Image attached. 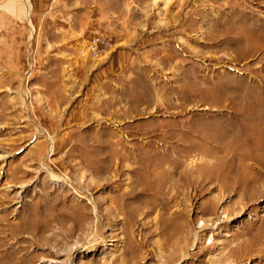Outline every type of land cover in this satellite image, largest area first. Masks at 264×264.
<instances>
[{"label": "rangeland", "instance_id": "1", "mask_svg": "<svg viewBox=\"0 0 264 264\" xmlns=\"http://www.w3.org/2000/svg\"><path fill=\"white\" fill-rule=\"evenodd\" d=\"M28 2L0 8V264H50L93 230L76 264H264V168L246 187L236 163L186 169L264 102V0Z\"/></svg>", "mask_w": 264, "mask_h": 264}, {"label": "bare ground", "instance_id": "2", "mask_svg": "<svg viewBox=\"0 0 264 264\" xmlns=\"http://www.w3.org/2000/svg\"><path fill=\"white\" fill-rule=\"evenodd\" d=\"M0 8H4L6 11H8L10 14L14 16L25 15L27 18L30 12V5H29L28 0H4L3 2L0 3ZM24 97L26 99L25 95ZM246 103L247 104L245 108H243V111L241 113L242 118L240 120V123L245 127L240 132V134L234 135L233 137H231L230 140H227V138L222 139V140L218 139L216 140V145L212 148H207L206 146L201 147L202 152L199 153L200 155L191 156L188 158V162H187L188 168L186 169H189V170L191 168L193 169L192 166H194L199 161L205 160L206 157L209 156L210 158L213 157L217 159L222 164H227V165L232 164V163L233 165L234 163L238 164L239 169H241L242 173L247 176L246 179L242 181L243 187H246V185L249 186L250 183L251 184L252 182L254 183L259 178L258 176L259 174L257 175L258 172L256 174H252L247 164L250 162H254V163L260 164L264 168V125L263 126L260 125V119H262L263 117L259 118V116H261L262 114H263L262 116H264V102L258 103L255 99H253L251 102L249 101ZM236 108L234 109L236 110ZM38 132L41 134H46V131L44 129H38ZM193 148H195V146H189L188 151L192 150ZM51 152H52V149L50 147V149L47 151V158H49V156L52 154ZM210 158L208 159L210 160ZM41 169L46 170L49 173L51 179L56 182H59V181L65 182V183L70 182L68 180L67 175L65 176V174L63 175V174L55 173L46 163H43V162L41 163ZM186 169H184L185 172L183 171L184 178H185V184L189 185L190 179L187 176V174L189 173L188 172L189 170L187 171ZM237 170H238V167H237ZM166 178H167V173L165 171H162L158 174L156 178V186L158 189L162 187ZM238 183L240 184V182ZM76 193L80 197L89 195V192L86 189L77 190ZM18 196L20 197V192H18ZM18 201H20V198L16 202ZM90 204H91L92 214L94 215V218H95L93 221V226L95 225V228H96V225L98 223V217H99L97 203L92 200ZM217 224H218V220H213L211 218L202 219L201 227L206 228L207 226H210L211 228H217ZM89 235L90 233L87 234L88 238L85 237L86 241L84 242L76 240L70 246L69 251L65 255V257H60V254L56 253L55 257L50 258L48 263L50 264H76L75 254L77 251H81L84 249L90 250V249H93V247L98 244L94 230L92 231L91 235L90 236ZM194 238L195 239H194V243L192 244V246H194L195 243L198 241V238H199L198 230H195ZM186 255H187V252L183 254V257H185ZM226 264H229V263H226Z\"/></svg>", "mask_w": 264, "mask_h": 264}]
</instances>
